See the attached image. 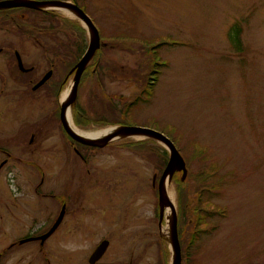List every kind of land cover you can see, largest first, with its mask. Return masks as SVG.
Here are the masks:
<instances>
[{
    "label": "rangeland",
    "instance_id": "374dc122",
    "mask_svg": "<svg viewBox=\"0 0 264 264\" xmlns=\"http://www.w3.org/2000/svg\"><path fill=\"white\" fill-rule=\"evenodd\" d=\"M76 4L98 28L103 45L80 88V103L90 113L99 112L104 101H114L124 110L141 97L154 61L148 47L163 41L170 44L158 50L167 67L154 93L143 96L128 120L130 126L166 131L186 160V179L178 173L170 184L182 264H264V0H76ZM52 12L81 26L88 46L91 32L82 21L62 10ZM234 24L242 29V53L234 50L228 38ZM42 25L49 24L43 21ZM72 26L69 33L53 34L70 37L75 49L79 33L74 34ZM66 56L62 59L69 60ZM37 61L40 67L46 65L41 57ZM73 80L70 75L61 95ZM8 82L13 83L9 76ZM14 89L7 87V94ZM13 98L22 96L17 91ZM75 113L74 108L73 119ZM141 140L130 137L92 152L91 168L100 172L96 185L85 174L86 168L78 173L79 160L71 161L76 166L74 209L79 215L72 236L59 233L58 243L83 248L113 228L123 262L172 264L171 238L164 233L166 215L159 227L158 156L122 148L126 142ZM156 144L161 152L163 145ZM211 163L221 170L224 185L218 189L210 185L214 197L209 208L226 213L214 220L215 234L204 238L198 250L189 251V230L197 220V178ZM59 173L60 185L65 184L70 171ZM186 196L190 215L182 225L179 204L185 203ZM87 222L89 231L84 230ZM188 253L192 254L189 259Z\"/></svg>",
    "mask_w": 264,
    "mask_h": 264
},
{
    "label": "flooded vegetation",
    "instance_id": "af4514ba",
    "mask_svg": "<svg viewBox=\"0 0 264 264\" xmlns=\"http://www.w3.org/2000/svg\"><path fill=\"white\" fill-rule=\"evenodd\" d=\"M5 1L10 0H0ZM31 1L75 4V0ZM52 11L0 9V92L4 95H0V235L5 239L0 242V264H137L121 260L113 228L83 248L56 241L59 233L72 234L79 215L74 209L76 166L71 161L79 160L78 173L86 168L85 174L96 185L100 172L91 168V153L104 147L77 146L62 124L61 92L70 80V68L63 72L55 63L64 53L70 60L73 42L53 34L59 29L57 22L49 20L56 14ZM32 15L43 18L32 19ZM43 21L49 25L43 26ZM40 57L46 62L43 67L38 66ZM12 85L15 89L7 94ZM17 91L22 99L13 98ZM65 169L70 178L60 185L59 172ZM89 228L90 222L85 223L84 230ZM105 241L107 249L95 259V251Z\"/></svg>",
    "mask_w": 264,
    "mask_h": 264
},
{
    "label": "trees",
    "instance_id": "16d2710c",
    "mask_svg": "<svg viewBox=\"0 0 264 264\" xmlns=\"http://www.w3.org/2000/svg\"><path fill=\"white\" fill-rule=\"evenodd\" d=\"M76 2V0H75ZM49 20L57 22V27L59 30H54L55 32L59 33H67L69 29L66 30L67 25L72 26V30H74V34H76V31H78L79 36L77 38L76 45H74V52L72 55H70V60H67V58H58L56 61V69L62 70L63 72H66L67 70L70 71L76 66V64L79 62V60L84 55L87 45L85 44L86 38L84 36L85 31L81 26H79L76 23L70 22L69 20H64L60 18L57 14H52L49 16ZM71 23V24H70ZM64 25V26H63ZM75 25V26H74ZM49 33H52L51 31H48ZM241 32L242 29L239 25L234 24L232 28L230 29L228 33V38L233 45V48L236 52L242 53L244 51L242 39H241ZM125 34V33H123ZM85 40V41H84ZM140 43V42H139ZM150 42H146L147 45H149ZM170 46V44H166V42L158 43L156 42L150 45L148 47V51L151 53L152 58L154 59L153 64L150 67L149 74L147 76V80L145 82L146 88L142 92L141 97H139V100L136 101L133 104H130L127 108L124 110H119L118 107L113 102H102V105L100 107L99 112H88L86 106L82 105L80 102V98H78V102L76 104V113L74 117V121L76 126L78 127H89V126H97V127H106V126H114V125H130L129 124V118L131 111L136 107L135 105L140 104L143 102V96H151L152 93H154V87L156 86L159 75L162 73L163 69L167 67V63L163 62L160 59V56L158 55V50H160L162 47ZM149 53V54H150ZM163 62V63H161ZM99 64V63H98ZM96 64V65H98ZM90 69V68H89ZM86 70L83 78L81 80V84L79 86V94H80V88L85 83V76L87 72ZM96 77L95 72H92V79ZM92 79L88 80L91 81ZM96 97V96H95ZM98 100L99 98L96 97ZM102 101V98L100 97V102ZM165 130V129H164ZM164 132V131H163ZM166 133V131L164 132ZM156 142L151 140L146 141H138V142H128L125 143L122 148H128L133 152L140 153V154H147L150 157H154L155 155L158 156L159 160V167L157 168L158 172L161 174L168 162V153L163 148L161 152L157 149L159 146ZM77 146L84 147L88 149L86 146H82V144H77ZM221 170L217 167V165H213L211 163L204 172L200 173L197 178V182L200 181V186H198L194 198L197 201V206H195V217H196V223L193 224V226L189 230L190 235V246L189 251L192 249L198 250L199 245L201 244L202 240L204 238H209L210 235L215 234L217 231V226L214 225V220L221 219L219 214L226 213V211L220 210H214L210 209L209 207L212 205V200L214 197L213 188L218 189L221 188L224 185V182L222 181V178L220 177ZM224 176V175H223ZM210 185L213 186V188L210 187ZM217 194V193H216ZM189 196H186L185 203L180 202L179 204V221L180 216L181 223L184 225L187 222L186 216H189V207L186 206V204L189 202ZM178 202H179V196H178ZM216 207V206H215ZM220 208V207H217ZM225 210V209H224ZM181 230V224H179V235ZM192 254L188 253L187 259L190 258Z\"/></svg>",
    "mask_w": 264,
    "mask_h": 264
},
{
    "label": "water",
    "instance_id": "95a60500",
    "mask_svg": "<svg viewBox=\"0 0 264 264\" xmlns=\"http://www.w3.org/2000/svg\"><path fill=\"white\" fill-rule=\"evenodd\" d=\"M49 6H55L61 9H68L72 11L76 17L83 22V24L89 29L91 32V40L89 42V46L81 60L76 64V66L72 69L70 72V75L75 73L73 86H72V96L69 100V102L62 106V124L66 131L68 132V135L74 140L75 142H78L80 144L86 145V146H92V147H105L107 146L117 135H125L127 137H137L140 139H152L157 141L158 143L162 144L166 150L169 153V162L162 173L159 183H158V191H159V227L162 226V223L165 218V209L166 207H170L172 210V225H171V242H172V251H173V259L172 264H182V254H181V247L180 242L178 238V216H177V210L170 203L168 198L165 195V187L166 183L169 181L172 182L174 175L177 172H182L183 174V180L186 179L188 174L187 164L182 155L180 154L179 150L176 148L173 141L167 137L166 135L149 129V128H142V127H134V126H121L116 127L118 128V131L115 134L109 135L103 140L94 141V140H88L84 139L81 136L75 134L70 127L68 126L65 118V112L70 107H73L76 104L77 98H78V89L81 82L82 75L85 71V69L88 67L90 62L93 60L96 52L101 48V38L98 29L90 19L88 15L84 13L82 9H80L77 5L71 4L68 2H62V1H48V2H39V1H31V0H10L5 2H0V9L6 8H16V7H24L32 10H44L48 8ZM19 66L22 68L23 65L21 63V60L19 59ZM48 79V76H46L39 86H41L46 80ZM61 220V218H60ZM109 245L108 241L103 242L95 251L94 258L100 257L104 251L107 249Z\"/></svg>",
    "mask_w": 264,
    "mask_h": 264
},
{
    "label": "bare ground",
    "instance_id": "6f19581e",
    "mask_svg": "<svg viewBox=\"0 0 264 264\" xmlns=\"http://www.w3.org/2000/svg\"><path fill=\"white\" fill-rule=\"evenodd\" d=\"M53 10L59 11L61 9L55 7V6H51L49 7ZM62 11L67 12L72 18H74L76 15L70 11V10H66V9H62ZM72 86L71 88L67 89L63 95L61 96V103L62 104H67L72 96ZM65 118H66V122L68 124V126L70 127V129L77 135L81 136L84 139H88V140H94V141H101L104 138H106L109 135L115 134L118 131V128H107V129H103V130H96V131H87L81 128H77L74 124L73 121V116H72V108H68L65 112ZM125 138H128L125 135H117L113 142L118 141V140H124ZM170 182L168 181L166 183V187H165V195L168 198V200L170 201V203L172 205H174V200L172 199V197L170 196ZM166 219L168 221V227L167 229L164 230V233L166 234L167 238L170 239V233H171V222H172V214H171V208L168 206L166 207ZM178 215V213H177Z\"/></svg>",
    "mask_w": 264,
    "mask_h": 264
}]
</instances>
